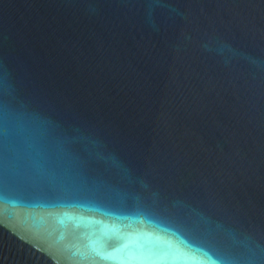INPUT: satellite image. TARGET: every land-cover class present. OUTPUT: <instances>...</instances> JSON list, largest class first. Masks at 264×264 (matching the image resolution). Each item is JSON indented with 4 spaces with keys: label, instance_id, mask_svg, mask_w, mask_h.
<instances>
[{
    "label": "water",
    "instance_id": "95a60500",
    "mask_svg": "<svg viewBox=\"0 0 264 264\" xmlns=\"http://www.w3.org/2000/svg\"><path fill=\"white\" fill-rule=\"evenodd\" d=\"M0 264H264V0H0Z\"/></svg>",
    "mask_w": 264,
    "mask_h": 264
}]
</instances>
